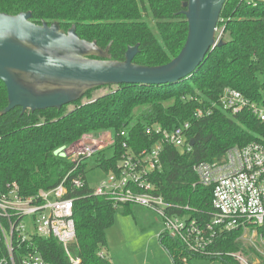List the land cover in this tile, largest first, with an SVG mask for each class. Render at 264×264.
I'll return each mask as SVG.
<instances>
[{"label": "trees", "instance_id": "1", "mask_svg": "<svg viewBox=\"0 0 264 264\" xmlns=\"http://www.w3.org/2000/svg\"><path fill=\"white\" fill-rule=\"evenodd\" d=\"M185 1L0 0V12L12 16L31 12L33 23L57 22L64 31L75 26L76 35L95 43L105 54L100 58L109 61H123L127 47L137 45L133 63L160 66L174 59L186 40L187 22L180 14ZM219 18L215 37L223 45L214 47L190 77L177 83L108 86L109 91L96 98H92L94 90L87 92L85 101L80 99L71 108L65 105L60 110L21 113L15 107L0 115V187L16 183L26 197L55 188L72 169L59 152L84 134L112 135L113 145L98 152L94 166L105 174L114 172L125 151L123 144L139 153L156 139L145 134L147 128L172 130L188 122L191 151L164 147L162 170L152 174V182L156 194L167 202L187 206L196 217H209L211 188L197 183L195 164L212 163L233 146L264 140V122L246 112L233 116L213 106L226 88L264 105V2L226 0ZM6 106L7 93L0 82V111ZM197 108L211 109L210 116H193ZM107 150L113 151L111 157ZM85 165L80 167L81 172ZM72 197L76 239L68 250L79 264H110L105 254H99L106 244V230L114 223L116 208L92 196L87 186L74 191ZM133 207L137 206H122V213L132 215ZM237 236L223 234L216 241L214 249L221 254L218 259L225 264H240L230 256L238 254L256 264L254 259L259 255L252 247L236 243ZM159 244L172 264H193L171 238H159ZM36 245L50 264H70L56 240L37 239ZM183 257L187 263L181 261ZM257 264H264V259Z\"/></svg>", "mask_w": 264, "mask_h": 264}, {"label": "built area", "instance_id": "2", "mask_svg": "<svg viewBox=\"0 0 264 264\" xmlns=\"http://www.w3.org/2000/svg\"><path fill=\"white\" fill-rule=\"evenodd\" d=\"M217 99L213 106L230 115L246 112L258 122H264V105L234 89L226 88ZM210 113L211 109L197 108L193 116L204 118ZM189 128L188 122L172 130L159 126L147 128L145 134L154 136V143L139 153L123 144L125 151L114 172L105 174L93 165L92 169L99 168L103 172L93 186L87 182L86 169L81 172L80 167L113 145L109 132L84 134L79 141L61 150L59 154L72 164V169L50 191L39 190L33 197H26L16 183L0 187V264H50L38 249L36 240L51 238L62 246L70 264H79L68 250L76 239L72 193L86 186L92 196L109 201L114 209L135 205L151 212L163 227L164 233L158 238H171L187 257L218 259L221 254L214 249L216 241L223 234L237 233L236 240H248L260 257L256 261L259 263L264 259V140L233 146L212 163L195 164L193 172L197 183L211 188L212 197L211 215L196 217L187 206L179 207L157 195L152 182V174L162 170L164 147L191 151ZM103 254L101 251L99 256ZM230 256L240 264H250L238 254ZM181 261L187 263L185 257Z\"/></svg>", "mask_w": 264, "mask_h": 264}, {"label": "water", "instance_id": "3", "mask_svg": "<svg viewBox=\"0 0 264 264\" xmlns=\"http://www.w3.org/2000/svg\"><path fill=\"white\" fill-rule=\"evenodd\" d=\"M225 2H183L186 40L176 57L160 66L133 63L137 45L127 47L123 61H109L100 58L105 54L95 43L76 35L75 26L64 31L57 22L33 23L31 12L13 16L0 12V82L7 93L0 115L15 107L21 113L60 110L99 87L161 86L190 77L208 53L224 43L217 41L215 31Z\"/></svg>", "mask_w": 264, "mask_h": 264}, {"label": "rangeland", "instance_id": "4", "mask_svg": "<svg viewBox=\"0 0 264 264\" xmlns=\"http://www.w3.org/2000/svg\"><path fill=\"white\" fill-rule=\"evenodd\" d=\"M108 86L96 88L92 91V98L108 92ZM85 94L80 98L85 101ZM72 107L71 104L68 105ZM113 151L107 150V156L111 157ZM94 158L86 161V179L91 186L102 178L103 172L92 169ZM132 215H125L121 208L114 213V223L106 230V244L101 246L110 264H172L166 250L159 244L158 236L163 234V227L155 215L143 208L133 207ZM244 246L249 245L248 240H235ZM252 247V246H251ZM256 262L257 259H254ZM193 264H225L216 259L209 261L202 258H192Z\"/></svg>", "mask_w": 264, "mask_h": 264}]
</instances>
